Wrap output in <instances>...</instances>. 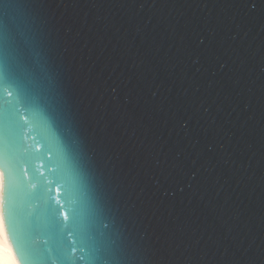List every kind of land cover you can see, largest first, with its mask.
Here are the masks:
<instances>
[{
    "label": "water",
    "instance_id": "obj_1",
    "mask_svg": "<svg viewBox=\"0 0 264 264\" xmlns=\"http://www.w3.org/2000/svg\"><path fill=\"white\" fill-rule=\"evenodd\" d=\"M0 20L27 61L0 83L30 122L24 181L78 196L70 137L113 223L105 259L264 264V0H0ZM4 221L20 264H90L48 253L47 197L24 184Z\"/></svg>",
    "mask_w": 264,
    "mask_h": 264
},
{
    "label": "snow or ice",
    "instance_id": "obj_2",
    "mask_svg": "<svg viewBox=\"0 0 264 264\" xmlns=\"http://www.w3.org/2000/svg\"><path fill=\"white\" fill-rule=\"evenodd\" d=\"M4 21L0 20V29H3ZM10 27L15 30V26ZM14 50L16 53H22L24 40L21 37L14 40ZM26 59L17 60L15 56L9 58L5 55L3 45L0 44V83L6 82L10 77L15 81L23 76ZM19 74V75H18ZM36 86L51 97V114L53 120L59 122L60 105L56 98L55 89L49 87L39 77L35 78ZM16 93L26 95L24 88L19 83L16 84ZM9 95H12L9 92ZM19 101L14 105L8 102L7 106L0 111V221L5 224L4 211L7 207L9 218L13 215L16 207L17 198L21 185L24 184L28 194L36 199L47 197L48 208V227L52 234L51 245L48 253H58L57 260L77 259L72 253H84L79 256L80 260H88L90 264H111L105 259L102 253L109 251V242L113 227L112 221L105 213L104 206L101 205L100 198L97 195V188L94 184L88 168L84 165L78 155L76 143L69 137L66 140V149L69 156V162L79 184V195L65 196V202L61 204L59 199L52 195L53 189L43 184L42 190L37 193L38 179L36 182H25L27 168L22 165L29 163L27 159H21V149L27 151L24 146L25 129L29 128L30 122L23 118V114L18 107ZM42 176L43 174L40 173ZM60 188H56L59 195ZM45 244L49 240L44 241ZM13 253L16 254V248L13 246ZM3 248L0 246V257H2ZM24 255L21 251L17 255V260ZM51 259L49 255L47 257ZM0 264H3L0 258Z\"/></svg>",
    "mask_w": 264,
    "mask_h": 264
},
{
    "label": "bare ground",
    "instance_id": "obj_3",
    "mask_svg": "<svg viewBox=\"0 0 264 264\" xmlns=\"http://www.w3.org/2000/svg\"><path fill=\"white\" fill-rule=\"evenodd\" d=\"M0 246L3 248L2 257H0L3 264H20L16 254L13 253V246L8 239L3 221H0Z\"/></svg>",
    "mask_w": 264,
    "mask_h": 264
}]
</instances>
